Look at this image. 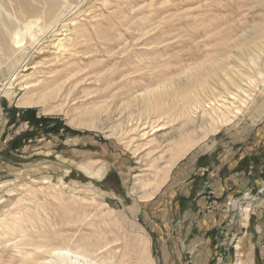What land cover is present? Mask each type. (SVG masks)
<instances>
[{"label": "rangeland", "instance_id": "1", "mask_svg": "<svg viewBox=\"0 0 264 264\" xmlns=\"http://www.w3.org/2000/svg\"><path fill=\"white\" fill-rule=\"evenodd\" d=\"M263 29L264 0H0V248H6L0 264H20L14 247L28 241L83 254L94 244L105 246L124 264H138L141 252L152 264H264L259 48L257 66L250 61ZM225 53L236 72L216 93L249 87L252 98L241 115L175 163L168 181L200 150L211 158L238 150L256 154L254 178L225 205L210 191L200 212L206 237L196 242L197 232L191 242L166 244L165 250L166 235L193 234L187 228L162 234L156 229V223L181 214L170 210L179 199L162 198L168 181L150 201L134 187L157 182L158 169L170 163L172 153L160 156L162 148L153 140L162 134L160 127L139 140L149 125L123 133L122 117L148 81L168 79L185 87L189 69L195 72ZM194 91L205 99L199 88ZM44 96V108L21 106ZM175 101L179 109L161 119L167 122L163 132L184 120L182 96ZM157 118L152 114L149 120ZM79 164L101 177L85 175ZM168 254L174 258L166 259Z\"/></svg>", "mask_w": 264, "mask_h": 264}, {"label": "bare ground", "instance_id": "2", "mask_svg": "<svg viewBox=\"0 0 264 264\" xmlns=\"http://www.w3.org/2000/svg\"><path fill=\"white\" fill-rule=\"evenodd\" d=\"M225 41L227 40L225 39ZM259 42L260 44L258 47L257 44H253L251 50L252 59L250 61L254 67L257 66L254 59L258 56L254 55V51L259 48V50H261L259 53L264 56V29L261 33V38H259ZM226 43L228 42H225L224 44ZM230 43L231 42L228 44L230 45ZM222 56L221 58L216 57V59L208 60L207 62L205 61L199 64L195 72H190L191 69H189L186 73L187 75H185L187 79L185 80V87H176L174 83L168 79L162 80L159 78L158 81H148V85H143L142 87V94H139L138 99L133 101L134 105L131 112L122 117L123 133H134L139 130L140 127L145 128V125H149L148 128H150V131L143 132V134L138 137L139 140L149 135V133L154 131L155 128L160 127L157 131H161L162 134L153 139L156 140V147L162 148L160 156H163L167 151H171L172 153L170 156V163L158 169L160 178L157 182H154L153 184L148 183L146 185L140 182L138 186L134 187V191L138 194L141 192L144 193L145 191L146 194H143V199L148 201L154 199L168 181L172 166L181 160L188 151L205 139L209 134L217 133L220 129L227 126L241 115L243 107H245L248 100L252 98L249 87L248 89H245L238 86V94H234L233 91L225 93L227 95L218 92L216 93L217 88L223 85V80L226 81V79L229 78V73L232 74L233 72H236L232 66L231 55L225 53V55ZM252 83L253 81L249 82L248 85L251 86ZM223 86H225V84ZM195 88L200 89L201 92L196 93L204 94L203 96H206L205 99L201 100V98L195 95ZM2 91H4V89H2ZM243 95L245 96L244 98ZM178 96H182L183 98V104H180L181 107L179 111L181 113L180 116H183L184 120L176 127L163 132V130L167 129L165 128L167 122L161 119L169 120L171 111L175 110V107L177 108L175 98L177 97L178 99ZM228 96H233L232 101L229 100ZM46 100L47 99L44 96L37 100H31V102H23L21 103V106H41L44 108L47 104ZM152 114H156L159 118H157L156 121H151L153 119L149 120V117H151ZM174 114H176V112ZM145 115L147 116L146 118L144 117ZM110 118L111 117H105L106 120H110ZM160 121H162L163 124H160ZM133 140L135 139L133 138L132 141ZM78 166L79 169L89 177H101L100 171H93L84 164H79ZM246 211L249 210L245 209V212ZM48 237L50 238L52 235L50 234ZM29 246L33 248L32 252L25 249ZM104 247L105 246L101 247L94 244L90 253L83 254L71 249L44 248L42 246H36L28 241L23 244L21 248L19 246H15L14 248L17 250L20 257H22L19 261L20 264H124L122 259H117L113 249H105ZM5 250V246L0 248V257ZM138 261V264H152L151 261H149V258L147 259L146 254L142 252L138 255Z\"/></svg>", "mask_w": 264, "mask_h": 264}, {"label": "crops", "instance_id": "3", "mask_svg": "<svg viewBox=\"0 0 264 264\" xmlns=\"http://www.w3.org/2000/svg\"><path fill=\"white\" fill-rule=\"evenodd\" d=\"M207 152L198 151L182 162L173 172L167 183L166 190L161 194L162 198L179 199L171 204L173 211L181 214L172 219H163L161 224L156 223V229L162 234L163 230L167 232L173 228L190 229L193 233L187 236L166 235L164 239L165 250H168V244L188 243L191 242L194 233H198L196 242H201L206 234L201 235L202 223L206 222L201 218V209L207 204L206 197L210 191H214L219 198L220 203L226 204L227 201L239 190L248 188L254 178L252 169L257 164L256 154H243L235 152L231 157L223 158L206 156ZM256 157V158H255ZM253 162V164H252ZM207 169L211 174L203 175L201 172ZM257 181V180H254ZM159 206L160 203H155ZM166 210L169 209L167 205ZM167 244V245H166ZM174 258V255L168 254L166 259Z\"/></svg>", "mask_w": 264, "mask_h": 264}]
</instances>
